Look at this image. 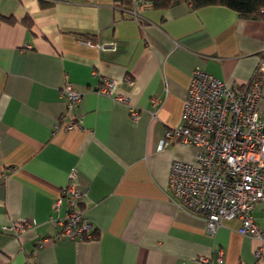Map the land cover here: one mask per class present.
<instances>
[{"label":"crops","instance_id":"obj_1","mask_svg":"<svg viewBox=\"0 0 264 264\" xmlns=\"http://www.w3.org/2000/svg\"><path fill=\"white\" fill-rule=\"evenodd\" d=\"M263 57L264 20L225 7L0 0V264H260L238 219L211 236L204 218L175 206L171 164L199 149L160 143L182 123L196 68L244 86ZM105 79L126 101L94 90ZM68 83L83 94L72 130ZM73 172L93 239L59 236L51 221L66 215V202L53 205ZM252 215L264 233V201Z\"/></svg>","mask_w":264,"mask_h":264},{"label":"built area","instance_id":"obj_2","mask_svg":"<svg viewBox=\"0 0 264 264\" xmlns=\"http://www.w3.org/2000/svg\"><path fill=\"white\" fill-rule=\"evenodd\" d=\"M134 4L150 7L144 0H135ZM110 48L115 50V44ZM263 76L264 57L251 81L244 86L229 84L196 68L183 103L182 123L168 131L160 143V149L171 141L199 149L193 162L176 160L171 164L168 191L175 206L204 218L211 236L226 220L238 219V232L259 241L255 256L260 264H264V233L254 221L252 211L256 203L264 201ZM115 87L113 80L105 79L102 85L96 84L94 90L116 101H126ZM62 96L68 109L62 116V120H67L65 130L82 127L80 120L68 118V115L81 102L83 94L68 83ZM131 114L138 117L133 109ZM76 183L73 172L63 197L53 205V210H59L66 202V215L62 218L51 216V221L62 228L58 235L70 239H81L93 228L80 210L83 193ZM27 225L24 221L13 227L21 230ZM201 261L212 264L206 258ZM220 261H223L222 255Z\"/></svg>","mask_w":264,"mask_h":264},{"label":"trees","instance_id":"obj_3","mask_svg":"<svg viewBox=\"0 0 264 264\" xmlns=\"http://www.w3.org/2000/svg\"><path fill=\"white\" fill-rule=\"evenodd\" d=\"M150 7L158 11L169 9L176 1H184L192 4L198 10L205 7H225L236 12L243 19H263L264 20V0H144ZM122 9H130L135 0H115ZM31 27L32 23L25 21ZM80 210L81 203H80ZM83 215V214H82ZM85 219V218H84ZM93 227V226H92ZM90 234V235H89ZM98 237V232L94 227L90 233L84 234L80 240L93 239Z\"/></svg>","mask_w":264,"mask_h":264}]
</instances>
